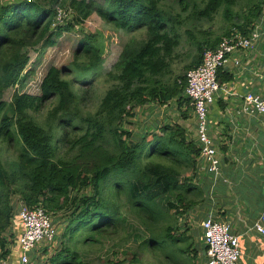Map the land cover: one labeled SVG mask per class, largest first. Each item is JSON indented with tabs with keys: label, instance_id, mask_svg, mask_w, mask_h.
I'll return each instance as SVG.
<instances>
[{
	"label": "trees",
	"instance_id": "1",
	"mask_svg": "<svg viewBox=\"0 0 264 264\" xmlns=\"http://www.w3.org/2000/svg\"><path fill=\"white\" fill-rule=\"evenodd\" d=\"M164 1L105 0L102 5L94 0H0V142L19 140L21 145L18 158L7 166L0 159V261L10 257L9 247L17 241L12 232L16 195L30 208L44 209L55 222L59 215L67 216L63 233L67 241L61 240L63 247L47 264H91L68 242L86 233L83 244H99L97 237H105L122 222L121 208H128L150 232L140 247L155 246L156 225L163 218L158 199L175 195L169 208L180 215L199 200L203 205L210 200L209 181L199 179L201 149L183 125L157 122L154 129L141 133L128 128L136 109L149 104L169 106L175 101L182 120L193 118L194 104L185 94L186 73L173 76L171 64L180 44L179 15L167 13ZM174 1L183 11L192 5L195 19L212 21L221 14L228 24L221 36L209 34L197 42L190 69L198 67L204 52L215 49L224 37L236 31L251 35L264 13V0ZM63 9L75 12L77 24L96 13L118 30L146 32L145 39L123 46L116 73H109L115 84L94 113L80 109L73 81L65 79L67 67H49L38 94L16 92L10 101L5 99L9 89L28 81L29 51L54 46L74 28L72 22L57 20ZM90 39H81L77 50L90 59L89 67L77 65L84 71L81 83L102 59ZM218 79L233 78L220 70ZM216 103L225 110L222 100ZM221 150L226 153L228 146L221 145ZM183 169L190 175L183 176ZM166 230L172 239L174 227ZM179 250L188 254L192 249L189 245ZM194 252L200 254L198 249ZM106 264L126 260L110 258Z\"/></svg>",
	"mask_w": 264,
	"mask_h": 264
},
{
	"label": "rangeland",
	"instance_id": "2",
	"mask_svg": "<svg viewBox=\"0 0 264 264\" xmlns=\"http://www.w3.org/2000/svg\"><path fill=\"white\" fill-rule=\"evenodd\" d=\"M94 1L98 4L106 5L105 0ZM162 6L167 13L179 15L178 20L180 21L177 24L180 44L174 50L171 59L173 76L187 74L192 70L189 65L193 56L197 54V42L202 41L209 34L212 37L221 36L228 24L221 14L217 15L212 21L195 19L192 5L186 11H183L178 2L174 0H165ZM62 11L63 17L58 21L66 24L72 22L74 28L57 39L54 46H49L45 49L38 47L29 51L31 61L27 72L31 71L30 77L24 86L19 85L17 88L9 89L5 93V99L10 101L16 92L38 94L40 83L49 67L52 65L67 67L70 72L65 76V79L73 81V89L81 99V102H79L80 109L85 114L94 113L105 93L115 84L110 79L109 73H116L115 64L119 59L123 46L132 39L138 41L145 39L146 32L118 30L113 25L105 23L96 13L83 24H77L74 11L70 9H63ZM84 38H91V42L99 50L102 59L96 67H91V70L86 73V79L88 80L81 83L79 78L84 71H81L77 65L90 66V59L84 53L77 54L80 40ZM220 93L223 96L222 92ZM136 113L137 116L133 124L129 127L127 126L135 133L154 129L153 127L157 122L162 124L178 122L186 128L190 139L197 141V124L199 120L195 118L194 113L192 119L182 120L177 111L175 101L169 106H157L155 104L141 106L136 109ZM258 117L264 118V115L258 114ZM216 133L217 130L212 127V136L221 156L223 155V151L220 149L221 141L218 135H215ZM20 148L19 140L15 143L0 142L1 161L7 166L11 161L16 160L20 153ZM182 173L183 176L190 175V171L187 172L186 169H183ZM206 174L205 171L199 168V179L201 181L206 177ZM87 193L90 194L91 191L87 190ZM228 194L230 198H235L234 192ZM175 201V195H168L155 202L163 213V218L156 225L155 235L157 238L155 246L149 244L140 247L142 242L149 238L150 232L146 230L145 225L128 208L120 209L119 218L122 222L116 228L109 229L105 237H97L100 240L99 244H83L86 233L81 236L75 235L74 241L68 243L79 251L85 262L91 264H106V261L110 258L116 260L124 259L126 264H206V260L202 258L196 259L197 256L195 255L197 252L195 253L194 251L196 249L201 251L204 248V243L201 240L203 234L201 222L203 219L210 212H213L218 220H222L217 215L219 208H216V205L211 200L205 205H203V201L199 200L196 206L188 210L187 213L180 215L175 214L169 208V203ZM19 202V197L17 195L13 196L12 203L15 205V216ZM209 204L213 206L210 209H208ZM239 207L245 209L242 203L239 204ZM66 217L64 214L59 215L58 222L51 218L57 231L56 239L51 245L40 242L38 248L32 253L31 264H47L48 260L55 255L58 249L63 247L64 244L62 245L61 240L67 241V238H63L66 228ZM169 226L174 227L172 239L167 236L168 232L166 229ZM77 241L78 243L76 244ZM246 243L251 245L249 236L246 238ZM189 245L192 250L188 254L180 252V248H185ZM9 248L11 250L15 246L12 244ZM13 252L11 251L12 254ZM135 253H137V256L133 260L132 255ZM15 264L19 263L16 261Z\"/></svg>",
	"mask_w": 264,
	"mask_h": 264
},
{
	"label": "crops",
	"instance_id": "3",
	"mask_svg": "<svg viewBox=\"0 0 264 264\" xmlns=\"http://www.w3.org/2000/svg\"><path fill=\"white\" fill-rule=\"evenodd\" d=\"M254 30L260 33L256 47L232 54L221 70L233 79L230 82L219 79L226 92L221 91L223 96L219 93L217 101H223L225 110L220 111L219 106L214 105L211 118L217 130L215 135L221 145L228 146V151L220 156L222 176L214 180L207 173L203 178L210 183V200L219 208L218 217L229 222L233 231L241 236L240 264H264V238L253 230L254 222L264 213V118L241 112L248 93L264 97V13ZM230 192L235 193V198L229 197ZM241 203L245 209L239 207ZM211 206L209 204L208 209ZM248 236L251 245L246 243ZM201 258L207 262L205 246L196 259ZM16 259L14 255V264Z\"/></svg>",
	"mask_w": 264,
	"mask_h": 264
},
{
	"label": "built area",
	"instance_id": "4",
	"mask_svg": "<svg viewBox=\"0 0 264 264\" xmlns=\"http://www.w3.org/2000/svg\"><path fill=\"white\" fill-rule=\"evenodd\" d=\"M30 1V0H29ZM60 10L57 20L63 17ZM260 33L254 30L251 35L243 36L233 33L224 37L215 49H207L202 63L186 74V96L194 104L197 124V143L201 149L198 169L205 171L214 180L222 176V159L212 136L211 109L219 93L226 90L219 84L218 75L229 62V56L238 51H249L256 47ZM242 114L250 117L264 115V97L248 93L243 99ZM17 214L13 217L12 232L17 241L14 251L0 264H14L13 256L19 264H31L32 253L40 242L51 245L56 239L57 231L49 215L42 208H30L23 202L17 204ZM203 234L201 240L206 248V264H240L243 256L241 236L233 231L229 222L218 220L212 213L201 222ZM253 230L264 238V213L254 222ZM17 231L19 233H17ZM12 260V261H11Z\"/></svg>",
	"mask_w": 264,
	"mask_h": 264
},
{
	"label": "water",
	"instance_id": "5",
	"mask_svg": "<svg viewBox=\"0 0 264 264\" xmlns=\"http://www.w3.org/2000/svg\"><path fill=\"white\" fill-rule=\"evenodd\" d=\"M219 84H221V81H219Z\"/></svg>",
	"mask_w": 264,
	"mask_h": 264
}]
</instances>
